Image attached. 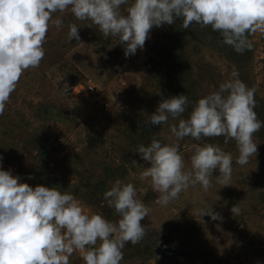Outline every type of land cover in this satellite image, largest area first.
I'll return each mask as SVG.
<instances>
[{
	"label": "rangeland",
	"instance_id": "1",
	"mask_svg": "<svg viewBox=\"0 0 264 264\" xmlns=\"http://www.w3.org/2000/svg\"><path fill=\"white\" fill-rule=\"evenodd\" d=\"M62 19V28L49 27L39 66L22 72L0 114V167L31 186L70 192L89 214L113 221L118 217L102 194L117 178L132 183L149 212L141 221L144 237L135 245L125 243L120 264H264V128L252 137L256 155L237 165L231 139L226 144L223 136L176 140L169 126L177 119L170 117L161 125L146 121L162 98L179 95L183 85L195 94L182 114L186 118L195 101L215 91L232 72L255 89L254 111L264 121V36L252 34V49L236 53L199 25L189 33L184 29L186 42L181 45V23L163 24L150 30L145 53L140 49L125 58L118 36L105 37L87 26L90 21L76 20L68 11ZM69 23L79 28V41H68ZM166 50L181 66L173 72L179 71L181 78L172 74V87L163 85L158 73L166 63L160 60ZM88 79L97 88L92 96L85 90ZM104 102L107 110L102 109ZM144 125L152 130L142 135ZM150 135L161 143H175L186 169L193 144H217L233 156L229 185L217 183L219 173L213 170L207 191L199 184L189 186L160 204L159 193L139 178L147 163L135 152L138 145L150 143ZM39 148L46 150L43 155ZM234 205L240 208L238 215L230 211ZM211 209L222 219L201 215ZM69 264H81L78 253Z\"/></svg>",
	"mask_w": 264,
	"mask_h": 264
},
{
	"label": "clouds",
	"instance_id": "2",
	"mask_svg": "<svg viewBox=\"0 0 264 264\" xmlns=\"http://www.w3.org/2000/svg\"><path fill=\"white\" fill-rule=\"evenodd\" d=\"M66 11L76 20L90 21L87 26H95L105 37L118 36L125 58L140 49L145 53L150 30L172 25L174 19L185 29L193 23L210 27L236 53L252 49V34L264 36V0H0V114L22 72L39 66L49 27L62 28ZM54 13L60 15L54 18ZM78 29L68 24V41L80 40ZM254 93L232 72L215 91L198 98L186 118L182 114L189 101L179 94L160 100L146 121L161 125L170 117L177 119L169 126L176 140L223 136L226 144L231 139L238 152L235 163L245 165L257 153L253 134L264 127L254 111ZM135 152L147 163L139 178L159 193L162 205L189 186L199 184L207 191L213 170L219 173L217 183L229 185L233 156L217 144H193L187 169L175 143L152 138ZM102 198L116 213L115 221L89 214L70 192L31 186L0 167V264H69L74 252L81 264H120L125 243L135 245L144 237L141 221L149 209L138 199L136 187L119 178ZM230 211L238 215L240 208L234 205ZM204 214L222 219L212 209L201 211Z\"/></svg>",
	"mask_w": 264,
	"mask_h": 264
},
{
	"label": "trees",
	"instance_id": "3",
	"mask_svg": "<svg viewBox=\"0 0 264 264\" xmlns=\"http://www.w3.org/2000/svg\"><path fill=\"white\" fill-rule=\"evenodd\" d=\"M181 23V20L180 19H174V22H173V24L171 25V27H173V26H178L179 24ZM190 28H193V29H199V26L198 25H196L195 23H193V24H190L189 25V27L187 28V31H188V33L191 31L190 30ZM200 28L204 31L205 29H208V31H209V33H211L212 34V38H214V39H218L219 38V40H220V42H221V38H220V35H219V33L218 32H214V31H212L211 30V28L210 27H201L200 26ZM184 29L185 28H180L179 29V31L178 32H180V31H182V34H181V37H180V40H179V42H180V44L181 45H183L185 42H186V39H185V37H184V33H183V31H184ZM208 31H206V32H208ZM167 33V32H166ZM167 37H169V35H167V34H165ZM222 43V42H221ZM177 44V43H176ZM228 45H226V47H227ZM232 51H233V49L232 48H230ZM234 52V51H233ZM147 57V56H146ZM145 56L143 57L142 56V58L145 60V59H147V60H150V61H154L155 60V58H151V57H148V58H146ZM173 58H174V56H173V54H172V52L171 51H169V50H166L165 52H164V54H162V56H161V58H160V60H164V61H166V63L164 64V65H162V66H160L161 64L160 63H157L158 64V66H160L159 68H160V70L158 71V73L159 74H161L160 76H162L163 77V81H164V83H162L163 85H168L169 87H172L173 86V84H174V82L172 81V74H175V73H173V72H176L177 71V69H179V68H181V66L178 64V62H174V61H172L173 60ZM155 62V61H154ZM171 62H173V64H171ZM150 63H152V62H149V64ZM156 63H154V64H156ZM178 74H175V75H177L178 77H180L181 78V73L178 71L177 72ZM182 86V85H181ZM179 94H185L186 95V97H187V99L188 100H193V98L195 97V94L194 93H192V89L191 88H189L188 86H186V85H183L182 86V88L179 90ZM165 98V97H164ZM164 98H162V99H164ZM186 108H188V107H186ZM262 128V127H261ZM264 128V127H263ZM142 129V135H144L145 134V132L146 131H144L145 129H147V130H152V127L150 126V125H144V128H141ZM152 138H154V136L153 135H150L149 136V139H148V142H150L151 141V139ZM38 153H40L41 155H43L42 153L43 152H45L46 150L44 149V148H39L38 149Z\"/></svg>",
	"mask_w": 264,
	"mask_h": 264
},
{
	"label": "built area",
	"instance_id": "4",
	"mask_svg": "<svg viewBox=\"0 0 264 264\" xmlns=\"http://www.w3.org/2000/svg\"><path fill=\"white\" fill-rule=\"evenodd\" d=\"M86 92H88L89 93V95H94L95 93H96V91H97V88L92 84V83H90V81H87V84H86ZM102 107H104L103 109L104 110H107V103H103V106Z\"/></svg>",
	"mask_w": 264,
	"mask_h": 264
}]
</instances>
